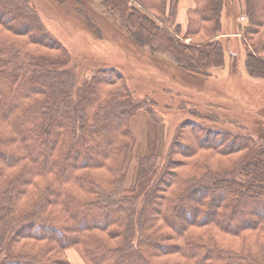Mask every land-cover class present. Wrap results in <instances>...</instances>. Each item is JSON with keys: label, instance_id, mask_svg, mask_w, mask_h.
Returning <instances> with one entry per match:
<instances>
[{"label": "rangeland", "instance_id": "1", "mask_svg": "<svg viewBox=\"0 0 264 264\" xmlns=\"http://www.w3.org/2000/svg\"><path fill=\"white\" fill-rule=\"evenodd\" d=\"M171 1L164 5L162 0H125L119 5L109 0H1L0 67L4 65L6 70L2 69L8 77H3L1 71L0 147L15 152L17 147L10 142L18 140V130L25 134L20 125L23 122L16 117L22 118V111L27 108L28 113H41V105L51 101L52 91H47L49 95L46 90L34 93L40 89L29 86L32 89L26 92V85H34L36 78L48 70H57L64 83L70 85V98L80 102V107L83 104L87 113H103L114 102L124 105L116 115L128 113L129 136L122 134L119 117L116 121L113 118L114 122L111 118L89 122L95 157L117 152L105 166L122 170L115 182L114 174L106 173L107 168L100 173V185L110 200L128 191L139 200L151 197L165 171L162 191L156 194L178 200L195 186H207L203 183H208L206 179L213 172L217 173L216 178L238 179L241 165L264 148V80L250 79L243 64L245 56L252 53L251 41L243 30L248 22L242 11L244 0H232L233 10L223 9L222 31L218 34L215 30L206 32L210 26L205 24L198 32L201 23L192 13L195 7L190 9L186 22L180 23L179 0L176 8L171 7ZM227 1L229 5L230 0ZM133 10L167 30L176 43L199 47L210 40H222L224 69L214 71L213 78L207 81L181 73L162 48L165 43L160 41V35L154 38L153 34H140L130 25L127 18ZM227 11L238 16L235 22ZM171 12L172 20L167 19ZM256 39L253 36L252 40ZM260 56L264 59V54ZM109 71L114 74L115 84L101 83ZM91 89L95 94L90 96ZM65 94L62 92L61 96ZM91 97H96L95 102L89 100ZM52 124L53 134L44 146H56L52 156L60 158L62 151L67 154L72 148L67 142L69 121L59 118ZM192 126L225 132L230 142L237 139L244 150L226 155L207 149L197 155L186 153L189 145L196 146L189 132ZM137 205L140 212L142 205ZM166 208L162 207L163 212L169 215L173 209ZM116 213L113 209L112 214ZM149 213L154 215L156 210L150 209ZM176 213L173 210L172 214ZM65 255L71 264H86L78 249H67Z\"/></svg>", "mask_w": 264, "mask_h": 264}, {"label": "trees", "instance_id": "2", "mask_svg": "<svg viewBox=\"0 0 264 264\" xmlns=\"http://www.w3.org/2000/svg\"><path fill=\"white\" fill-rule=\"evenodd\" d=\"M109 1L120 5L125 0ZM165 1L162 0L164 5ZM172 5L176 8L177 0H172ZM228 7L233 10L232 0L229 5L227 0H197L192 13L198 17L196 22L201 23L198 32H202L205 24L210 26L206 32L220 33L222 11ZM242 11L248 21L243 30L252 48L244 64L249 78L261 81L264 80V59L260 56L264 54V0H244ZM227 12L237 20L236 14ZM173 17L171 12L167 19ZM127 21L140 34H153L154 38L160 35V41L165 43L162 48L187 76L207 81L213 78L214 71L225 67L222 40H210L199 47L176 43L167 30L135 10ZM193 34L198 35L196 29ZM253 36L258 39L252 40ZM2 68L6 70L4 65L0 67V75L2 71L3 77H8ZM112 75L109 71L101 83L115 84ZM33 84L26 85V92H30V86L40 89L34 93L46 90V95L51 91L53 95L51 101L41 105L43 114L36 110L28 113L27 108L22 111V118L16 117L23 122L20 125L25 134L18 130V140L10 142L17 147L15 152L0 147V264H71L65 255L70 248L78 249L86 264H264V148H260L254 159L241 165L238 179L216 178L217 173L213 172L206 179L208 183H203L207 186H195L179 200L156 194L162 191L166 171L151 197L139 200L128 191L110 200L109 193L100 185V173L107 168L106 173L114 174L115 182L122 170L105 166L117 152L95 157L96 147L90 146L93 129L89 128V122L110 118L114 122L113 118L116 121L119 117L122 134L129 136L128 113L116 115L124 105L114 102L105 108L104 114L100 110L87 113L83 104L80 107V102L70 98V85L64 83L57 70H48ZM93 91L90 96L95 94ZM62 92H66L64 98ZM94 99L89 100L93 103ZM59 118L69 121L67 142L72 148L67 154L62 151L63 157L53 158L56 146L44 144H48L53 134L52 122ZM189 132L196 146L189 145L186 153L192 151L197 155L207 149L226 155L244 150L237 139L230 142L225 132L195 126ZM197 192L202 193L197 195ZM138 203L142 205L140 212ZM164 205L168 211L173 209L177 213L172 214V210L169 215L164 214ZM113 209L117 211L114 215ZM150 209L156 213L150 214ZM221 236L229 240L224 241Z\"/></svg>", "mask_w": 264, "mask_h": 264}, {"label": "crops", "instance_id": "3", "mask_svg": "<svg viewBox=\"0 0 264 264\" xmlns=\"http://www.w3.org/2000/svg\"><path fill=\"white\" fill-rule=\"evenodd\" d=\"M195 6H196V0H179V20H180L179 22L180 23L183 24L184 22H186L190 9H192ZM226 17L228 18V16ZM230 19L233 20V15L232 17H230ZM243 64H244V61H243Z\"/></svg>", "mask_w": 264, "mask_h": 264}]
</instances>
